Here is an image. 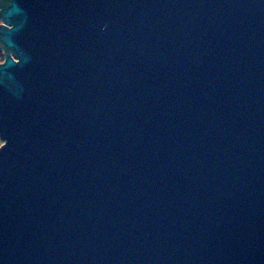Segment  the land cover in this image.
Masks as SVG:
<instances>
[{
  "label": "water",
  "instance_id": "95a60500",
  "mask_svg": "<svg viewBox=\"0 0 264 264\" xmlns=\"http://www.w3.org/2000/svg\"><path fill=\"white\" fill-rule=\"evenodd\" d=\"M0 8V264H264V0Z\"/></svg>",
  "mask_w": 264,
  "mask_h": 264
},
{
  "label": "rangeland",
  "instance_id": "374dc122",
  "mask_svg": "<svg viewBox=\"0 0 264 264\" xmlns=\"http://www.w3.org/2000/svg\"><path fill=\"white\" fill-rule=\"evenodd\" d=\"M0 10H1V8H0ZM0 24H4V21H3V19L1 18V16H0ZM5 59H6L5 51L0 50V63L4 62ZM3 142H4V141H3V139H2V137H1V135H0V146H1V144H2Z\"/></svg>",
  "mask_w": 264,
  "mask_h": 264
},
{
  "label": "bare ground",
  "instance_id": "6f19581e",
  "mask_svg": "<svg viewBox=\"0 0 264 264\" xmlns=\"http://www.w3.org/2000/svg\"><path fill=\"white\" fill-rule=\"evenodd\" d=\"M5 24V23H4Z\"/></svg>",
  "mask_w": 264,
  "mask_h": 264
}]
</instances>
